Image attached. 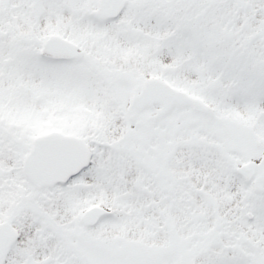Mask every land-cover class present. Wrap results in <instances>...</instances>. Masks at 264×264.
<instances>
[{
    "label": "snow or ice",
    "instance_id": "6c2138e0",
    "mask_svg": "<svg viewBox=\"0 0 264 264\" xmlns=\"http://www.w3.org/2000/svg\"><path fill=\"white\" fill-rule=\"evenodd\" d=\"M0 264H264V0H0Z\"/></svg>",
    "mask_w": 264,
    "mask_h": 264
}]
</instances>
